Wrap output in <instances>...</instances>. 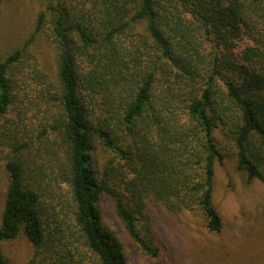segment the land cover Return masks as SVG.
Returning a JSON list of instances; mask_svg holds the SVG:
<instances>
[{"label":"trees","instance_id":"1","mask_svg":"<svg viewBox=\"0 0 264 264\" xmlns=\"http://www.w3.org/2000/svg\"><path fill=\"white\" fill-rule=\"evenodd\" d=\"M27 7L32 30L0 53V239L24 237L26 264H127L103 193L152 257L144 197L220 232L217 165L264 181V0H0V18ZM42 32L49 51L30 50ZM95 140L124 189L99 181Z\"/></svg>","mask_w":264,"mask_h":264},{"label":"rangeland","instance_id":"2","mask_svg":"<svg viewBox=\"0 0 264 264\" xmlns=\"http://www.w3.org/2000/svg\"><path fill=\"white\" fill-rule=\"evenodd\" d=\"M27 8L15 23L10 22V16L0 18V53L6 50L7 44L20 40L32 30L36 7L33 12L28 8V13ZM26 18L28 24L24 25ZM34 39L30 50L43 47L49 51L46 32L39 33ZM242 46L239 43L234 51ZM91 153L99 181L104 179L124 189V178L116 177L117 171H123L120 167L123 162L98 140L93 142ZM6 187V172L0 158V214ZM63 188L67 189L65 185ZM213 202L223 220V227L218 233L209 232L200 215L188 211L168 212L159 201L144 197L137 226L143 235L146 233L148 238H152L158 248L154 257L144 252L128 234L115 213L110 196L103 193L97 206L104 225L122 243L127 264H264V181L246 183L229 160L217 165ZM32 252V246L24 237L0 239V254L7 264H26Z\"/></svg>","mask_w":264,"mask_h":264}]
</instances>
